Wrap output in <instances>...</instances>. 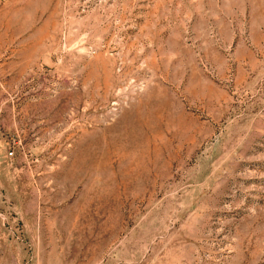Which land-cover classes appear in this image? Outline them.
Masks as SVG:
<instances>
[{
  "label": "rangeland",
  "instance_id": "1",
  "mask_svg": "<svg viewBox=\"0 0 264 264\" xmlns=\"http://www.w3.org/2000/svg\"><path fill=\"white\" fill-rule=\"evenodd\" d=\"M0 264H264V0H0Z\"/></svg>",
  "mask_w": 264,
  "mask_h": 264
}]
</instances>
